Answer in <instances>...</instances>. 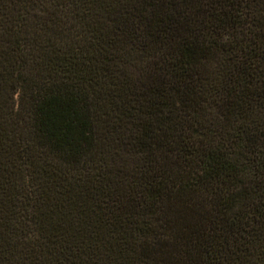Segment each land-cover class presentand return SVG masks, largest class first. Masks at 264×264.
<instances>
[{
	"label": "trees",
	"instance_id": "16d2710c",
	"mask_svg": "<svg viewBox=\"0 0 264 264\" xmlns=\"http://www.w3.org/2000/svg\"><path fill=\"white\" fill-rule=\"evenodd\" d=\"M150 43L168 47L171 79L139 75L132 52L148 56ZM96 48L103 70L112 63L131 67L121 83L148 85L158 112L175 113L176 136L155 143L159 163L142 191L140 212L149 217L140 220L131 211L107 224L101 217L91 221L100 187L90 183L78 190L64 184L59 199L35 211L28 204L39 175L30 148L76 173L106 167L121 152L153 161L152 127L133 121L143 107L118 106L130 124L103 117L105 98L96 90L100 81L89 54ZM221 55L234 67L218 86ZM206 103L233 128L230 143L194 140ZM259 112L264 0H0V264H234L262 257ZM208 130L215 133L211 124ZM115 168L118 182L129 176L123 161ZM250 175L260 178L250 181ZM97 176L104 181L103 172Z\"/></svg>",
	"mask_w": 264,
	"mask_h": 264
},
{
	"label": "rangeland",
	"instance_id": "374dc122",
	"mask_svg": "<svg viewBox=\"0 0 264 264\" xmlns=\"http://www.w3.org/2000/svg\"><path fill=\"white\" fill-rule=\"evenodd\" d=\"M48 6L53 8L50 3H48ZM119 40H121V38H119ZM247 43V41L242 42V47H247ZM151 46L153 52L145 57L139 55V51L132 52V55L136 59L134 65L138 69L139 75L144 77L145 75L152 74L155 81L156 79H171L172 69L167 66V69L165 68V64L171 59L168 47L164 46L162 48H157L155 44L150 43V47ZM126 49L127 48H123L122 51H126ZM109 51H112V49L107 52ZM89 54L93 57V65L97 69V75L100 81L96 90L105 98L103 100V107H105L106 111L103 113V117H107L109 122L114 124L119 122L130 124L129 119L122 117L117 111L118 106L123 108L124 105L126 106L127 104L128 106L143 107L141 112H136L133 121L135 124L139 122L148 123L152 127L149 134L150 137L147 141L151 146L150 154L153 161L152 163L149 161L147 162L144 154L129 156L127 153L121 152L120 160L111 157L106 167L94 164L88 169L83 170L82 173H76L65 171L58 161L44 154H38L30 148L31 154H33L32 160H34L36 164V172L39 173V175L35 177V188L30 196L32 200L28 202L30 211H35L37 207L53 203L55 200L59 199V197H61L59 188H62L64 184H70L75 187V190H78L81 188L80 186L85 187L90 183L96 187H100V192L95 196V199L91 201V221H95L97 217H101L107 224V221L111 219L110 217H116V215L125 216L131 211L135 212L133 218H137L138 220L147 218L149 217L147 212L140 214L144 206H146L142 199V191L148 186L149 183H147V180L159 163V151L155 143L160 140L163 135L169 136L167 139L172 140L178 132V129H174L172 123L175 118V113L168 109L158 112L159 99L153 91L148 89V85L138 86V84L135 83L125 86L121 83V73L126 72L131 67H127L120 63H112L110 65V70L106 71L103 70L105 64L100 58V51L97 50V48L91 49ZM232 67H234V64L226 62L222 55L219 57L217 76L214 80L216 85L221 86L227 81L226 73L228 69H232ZM131 70L132 74L136 75V71L134 69ZM105 72H107L109 76L104 75ZM16 94L14 96H16ZM203 107L205 111L199 114V120L197 121L199 127L194 134V140H196L197 143H201V145H214L218 143L220 139H222L224 143H230L229 139L231 138L230 136L233 128L226 126L221 120L215 118V113L213 112L215 107H213V105L206 103ZM259 116H263L264 121V113L257 115V117ZM182 121L184 124L190 122V120L185 117H183ZM160 122H164L163 126L160 125ZM210 124L213 127V132H215L213 135H210L211 133L208 130ZM185 132L187 131L185 130ZM135 133H137V131ZM121 135L124 137L125 132ZM121 160L124 162L125 170L129 173V176L118 182V178L115 174V167L122 162ZM149 165L153 167L149 168ZM25 169L26 166H24V170ZM99 171L104 173V181L101 177L97 176ZM143 176L145 178L142 179ZM259 178V175L256 177L252 175L247 177L250 181H258ZM132 180H135V183L132 184ZM103 189H107L110 192L105 191L102 193ZM252 249L255 250L256 247ZM242 260L243 258L240 257L234 264H264V255L262 257L252 255L247 260ZM103 263L104 262L101 260L98 264Z\"/></svg>",
	"mask_w": 264,
	"mask_h": 264
}]
</instances>
